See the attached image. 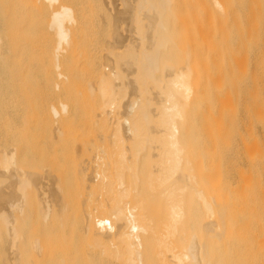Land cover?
I'll return each mask as SVG.
<instances>
[{"label": "bare ground", "instance_id": "bare-ground-1", "mask_svg": "<svg viewBox=\"0 0 264 264\" xmlns=\"http://www.w3.org/2000/svg\"><path fill=\"white\" fill-rule=\"evenodd\" d=\"M82 1L83 8L80 2H63L53 13L56 79L74 80L73 74L62 73V63L80 65L77 54L89 56L93 65L88 64V69L99 66V76L88 83L87 90L101 100L102 115H112V125L105 128L107 118L99 115L105 127L98 122L99 129L94 127L91 133L56 127L48 132L47 146L73 140L71 144L79 148L72 171L74 177H81L82 208L87 209L80 231L88 244L84 256L96 252L113 264H264V155L260 150L263 146L264 151V145L255 128L258 120L264 125V100L261 96L235 98L238 92L233 97L223 81L214 78L211 82L212 77L207 83L203 78L215 74L217 69H210L213 65L230 61L231 56L237 60L239 51L243 54L251 47L264 51V0H249L243 12L248 13L246 21L236 0H113L118 15L112 32L119 31V26L123 31L131 28L129 36L118 31L109 36L110 49L105 47L108 42L101 44L115 58L113 65L106 60L110 56L101 53L96 30L104 24L98 18L107 14L111 3L91 0L96 7L91 4L88 9ZM123 1L126 6L120 9L117 3ZM10 13H14L12 7ZM38 26L39 21L28 15L0 16V48L8 44L7 39L11 41V33ZM91 34L95 35L89 39ZM29 37L22 39L21 46L38 47L34 35ZM255 48H251L253 54ZM95 53L100 55L98 63ZM224 53L232 55L228 59ZM255 55L264 60L263 54ZM82 58L79 72L85 64ZM234 59L231 63L238 64ZM257 61L264 63L259 56ZM86 74L74 82L85 83ZM53 112L60 118L55 107ZM63 112H68L66 105ZM0 161L1 189L14 187L12 209L5 203L6 208L0 210V253L7 255L0 264H66L67 258L58 263L46 260L49 250L40 239L35 214L38 205L47 221L55 209L68 208L61 178L49 169L30 172L19 156L7 151ZM93 203L96 209L99 206V214L90 211Z\"/></svg>", "mask_w": 264, "mask_h": 264}, {"label": "rangeland", "instance_id": "rangeland-1", "mask_svg": "<svg viewBox=\"0 0 264 264\" xmlns=\"http://www.w3.org/2000/svg\"><path fill=\"white\" fill-rule=\"evenodd\" d=\"M75 1L79 5V2L81 3L82 0H59L58 2H51L48 0H0V16H4V15L16 16L17 14H18V16L28 15L30 17H35V19L39 21V26L37 27V29H35L33 31H27V32L18 31V32L13 33V34L11 33V38H10L11 41L9 42V39H7L8 41H6V42L8 44L5 42V44H7V45H3L0 48V160L2 159L3 151H7L9 153L15 154L16 156H19V158H21V161L24 162V166L30 172H34V173L37 172L36 174H38V172L40 173L44 170L46 171V169L47 170L49 169V170L53 171L56 176H59L61 178V186L63 187V189L65 191V195H63V197L67 198V199L66 198H63V199L64 200L66 199L65 201L68 202V205H69L68 208L65 207L67 209H65V211H64V209H61L60 212H58V210L60 208L55 209L52 213L51 219L47 220V221L42 218L41 211L39 210L38 205L36 208L37 211L35 213L36 217L38 219V222H39L38 225L40 226V234H41L40 239H41L42 243H45L46 248L49 250V253L47 255L46 260L50 259L54 263H58L61 258H67L66 264H113L112 260H110L107 256L100 255L96 252L94 253V255H91V256H84V254H83L84 246L88 247V244L83 242V240L80 236V231L82 229L83 223L86 221L87 213L84 212L86 207L84 206L85 207L84 211L82 208L84 203L81 202V201H83V198H82V193H83L82 191L83 190L80 192L81 185H82V183H80V182H82L81 177L78 175L76 177H74V175H76V174H74L75 169L73 168L75 166V165L73 166V163L74 164L77 163V161H78L77 158L79 159V157H80V155H78L79 153H77L79 151V148H78V151H77L76 146H75L76 149L74 148V146L72 145L73 140H70V143L57 142L51 146H47L48 132L50 130H52L53 128H56V127L65 128L70 132H76L78 134L81 132L83 133L85 131L84 134H86V131H87V133H91L90 131H92L94 129V127H95L94 130H96V127H97V129H99V126L103 127V128L106 126L105 128H107L110 125H112V123L110 122L111 121L110 116L112 117V115L108 116L109 118L103 116L102 115L103 112L101 113V111H102L101 110V105H102L101 100H99V98L96 96L93 97V95L88 92L89 90H87V88L89 87V84L92 82H95V80L98 78V76H99L98 67L99 66L98 65H97L98 67L96 66L97 67L96 70L92 68L93 71L90 70V68L88 69V67H90V65H88V64H90L92 62V60L90 59L89 56H86V53H85L86 57L84 56L85 58H82L83 56H80L77 54V56H79L77 59H79L81 61L80 58H82V60H84V63H85V64L82 63V65H83L82 71L80 70V72H79V68L81 67L80 65H81V62H83V61L79 62V60H76V62L80 63V65L73 63L74 62L73 61L72 62L73 64H71V66L72 65H74V66H72V68L73 67L75 68L77 65L78 66L75 69L74 68L72 69V68H70L71 66H69L70 63H69V65H66V62L64 61L65 60L64 59L63 61L65 64L64 63H62V64L64 65L63 68L65 67L66 70L64 69V72L62 71V73L63 74L66 73L65 75H67V73L69 72V74L70 73L73 74L72 76H73L74 80L76 79V77H78V79H76V80L79 81L80 77L82 78V76L84 74H86L88 72V70H90V72L92 71L93 74H91L89 72L90 76H89V74H86V75L88 76V79L94 78L93 79L94 81H90V80L88 81L87 76H86L85 80L87 79L86 80L87 82L85 81V83H83L84 81L83 82L82 81L81 82H78V81L74 82V80H72L71 82H68L66 80V78L63 79L64 77H62V79H63V84H62L61 83L62 79H59L58 77L57 78L59 80L56 79V76H57L56 74H58V70H57V68H55L56 64L54 65V63H56V61L54 60V56H55L54 50H55V44H56L55 43V41H56V34L55 33H57V32L52 28L53 13H54V11L59 10L61 3H63V2H67V3L73 2L74 3ZM83 1L87 2V3H85V6L89 9L88 5H90V6H91V4L94 5V3H91V2H95L96 0H92V1L91 0H83ZM89 1H91V2H89ZM97 1H96V3H97ZM100 1H101V3L103 1H106V2H108V4L109 3H111V4H109L110 10L107 12V14H105L104 17H102V18H100V17L98 18L99 22L101 23V21H104V22H102L104 24H99V22L96 21V23L99 24V25H97L96 30H97V32L99 30L100 35L97 32H96V34L99 35V38L101 37V39L99 40V42H101V43L98 42V45L99 44L103 45V43L105 44L108 42L107 45L105 44L106 45L105 47L108 46L107 48L110 49L112 40H111V37H110V39L108 37L114 36V32L118 31V28H117V30L112 32L115 29L114 27L116 26L115 17H116V15H118V10L117 9L114 10L115 4L112 5V3L114 2L113 0H110V2L107 0H99V2ZM116 1L121 2V0H115V2ZM245 1L247 2V5L244 4ZM99 2L97 5L100 4ZM124 2L125 1H123L122 5L120 3H117L118 6L117 5L116 6L117 7L121 6L120 9H123L126 6V4ZM236 2H239V4H241V7H240V5L237 3V8L239 10H241V12H242L241 17L243 20L246 21L248 18L247 17L248 13L245 12L243 14V12H244V8L251 4V1H250V4H249V0H241V3H240V1L236 0ZM96 3L94 5L95 7H96ZM81 4H82V7H81ZM81 4L79 6H80V8H83L84 3H81ZM110 5H112V6H110ZM9 7L10 8L12 7V9L14 10V13L9 14ZM243 15H244V17H243ZM103 18H104V20H103ZM98 19H96V20H98ZM128 24L130 25V27H132L131 23H128ZM128 24L125 23L124 26L125 25L129 26ZM122 27L123 26H121V28ZM121 28L119 26L118 32H120V34L123 33L122 35H126V34L128 35L130 33L131 28L128 29L129 27H127V29L129 31H127V29H125V28H124L125 31H123V28H122V30H121ZM84 32L85 31H81L79 33H81V35H82V34H84ZM86 33H88V32H86ZM104 33H106V34H104ZM29 34L34 35L35 40L37 41L36 43H37L38 47H36V45L35 46H30V45L21 46V43H23V42H21L22 39L26 40V41H28L30 39ZM103 34L105 37L103 36ZM246 34H248L250 36H251V34L253 35V33H250V34L246 33ZM8 35H9V33H8ZM88 35H90V30H89ZM92 35H95V34H91V36H89V39H90V37L92 39ZM98 35H96V36L98 37ZM27 37H29V38H27ZM99 38H97V40ZM102 40H104V41H102ZM108 40H110L111 42ZM80 45H81V47H83L82 40L80 42ZM80 45H79V48H80ZM112 45H113V43H112ZM99 46H98V51L100 49ZM103 46H102V49H100V50H102L101 53L103 52V54L107 55L108 53H105L106 48H104ZM251 48H255V47H251ZM251 48L247 49L248 52L242 51L243 54H241V51H239V53L237 54V58H238L237 60L234 59L233 56H231L232 53H231V55L229 53L228 55L231 56V60L229 61L228 59L230 58V56L228 57V56H226V53H224L225 56L228 57L227 60L229 61V63L234 62L232 60V59H234L235 62L236 63L238 62V64H239V65L238 64H236V65H238L239 67L242 66L243 68L241 67L239 69L238 66H236L235 64H232V63L229 65L227 63L228 61L225 63L223 62L222 64L218 63L216 65L218 66L220 64L221 66L220 65H219V67L216 66L217 68L215 67V65H213V67H211V68L208 67V68L212 69V71H213V69H214V71L216 69L217 70L215 71V74L212 73L213 76H211V77H209V76L204 77V76H206V75H204L203 78H204L205 82H207L209 78L213 77L211 79V82L214 78H215V81H216V79L221 80V82L223 81L222 82L223 86L226 88V86L228 85L227 86L228 89L226 88V90H228L230 92V94L233 95V97H235L236 95L239 94L238 97L236 96L235 98H241L243 96L242 99H244V98L248 99L247 98V96H248L249 98L259 99V97L261 96L262 98L260 100H262V99L264 100V90H263L264 89V86H263L264 85V82H263L264 81V63L257 61L258 56H259V60H261L263 62H264V60L260 59L261 58L260 55H255L257 53L264 55V51L260 53L259 51H257L259 48L258 49L255 48L256 52L253 54L252 51H254V50L252 49V51H251ZM82 49L83 48L80 49L82 51V52H80V54L83 55L84 52ZM88 49H90V48H88ZM122 49L124 52L125 48H122ZM120 50L121 49L119 48L118 53L120 52ZM109 51H107V52H109ZM251 52H252V54H251ZM88 53H87V55H88ZM98 53L100 54V52H98ZM95 54H97V53H95ZM99 54H97L98 56L95 55V57H97V59H96L97 63L100 61L99 60V56H100ZM244 54H246V57H247L246 61H245V59H243L245 57ZM247 54L249 56L251 55L249 57V59L254 56V58H255L254 60H256V61H253V58H251L249 60ZM90 55H92V54H90ZM108 56H110V57H107V59H106V56L103 55V57H105L104 59H106L107 62L109 60L108 63H111V65H113V61H114L113 59H115V58L113 56L111 58V55H109V54H108ZM256 56H257V58H256ZM87 57H89V59H90L89 62H87L89 60V59H87ZM103 57L100 58L102 60L101 62L106 64V61L103 59ZM109 58H111V60ZM262 58H264V57L262 56ZM85 59L87 61H85ZM241 60L243 63L242 65H240ZM251 60L255 63H253ZM239 61H240V63H239ZM250 61H251V63H253L252 65H251ZM256 62L262 63V64H259V67H257L258 63H256ZM62 64H61V66H62ZM101 64H99V65H101ZM84 65H86L85 68H84ZM91 65H93V63H91ZM261 65H263V66H261ZM220 67L223 70H220ZM68 68L70 69L69 71H67ZM83 68L84 69L87 68V70H85L87 72H85L84 74H83V72H84ZM243 70L246 72H244ZM59 71L61 72V70H59ZM218 71H221L220 73H223V74L221 75L220 73H217ZM95 72H96V74H94ZM241 72H243V73H241ZM216 73L219 74V76H217ZM79 74H80V77L78 76ZM242 75H244V76H242ZM250 75H251V77H250ZM92 76H94V77H92ZM221 76H222V78H218ZM95 77H96V79H95ZM245 77H247V78H245ZM226 79L228 82L226 81ZM65 80H66V82H68L66 84L68 86H65V83H64ZM57 82H59L61 85L58 84ZM239 82L240 83L244 82V83L240 84ZM75 83L77 85H74ZM207 83H210V80ZM224 83H226L227 85L225 86ZM69 84L72 86H70ZM82 84H84V85H82ZM85 84L86 85L88 84V85L86 86ZM235 84L238 85V88L236 87ZM254 84L257 86V88ZM78 85H80V86H78ZM239 85H241V86L243 85L245 87V89H243V92H242L244 94L240 95L239 92L242 91L241 89L244 87L241 88ZM58 86H60V88ZM81 86H82V88H81ZM84 86H86V88ZM73 88H74V91H72ZM239 88H241V89H239ZM236 89H238L239 91ZM247 89L251 90L252 93L249 92ZM246 90L248 91V93H246L247 95L244 92ZM254 91H257L256 94H254ZM236 92H238V94H236ZM250 94H252L251 95L252 97H250ZM232 95H230V96H232ZM244 95H246V96H244ZM253 95H254V97H253ZM256 95L258 96V98ZM63 105H66L68 107L67 113L63 112ZM53 107H55L60 112V114H61L60 118H58V119L55 118V115L53 112ZM263 109L264 108H262L261 110H263ZM261 112L263 113V111H261ZM94 114L96 117L93 118ZM99 115H100V117L102 115L103 118L104 117L107 118V121L106 122L104 121L105 122L104 123L102 121L103 118L101 120ZM96 118L99 121H97ZM108 119H110V120H108ZM108 121L110 123H108ZM94 122H96L97 124L95 125ZM98 122L100 123L99 126H98V124H99ZM101 122H103L104 125L105 124H107V125L101 126L102 125ZM258 122H259V120L256 121V124L258 125V127L255 126V128H256L258 135L260 136L262 143L264 145V142H263L264 141L263 140L264 135L261 136L262 134H264V130H263L264 125L261 126L263 123H260V122L258 123ZM108 124H110V125H108ZM84 134H81V135H84ZM262 137H263V139H262ZM76 144L77 143L75 142L74 145H76ZM262 148H263V146L260 148V150H261V153L263 152V155H264V151H262L263 150ZM74 159H76L75 162H74ZM35 163L38 165H36ZM72 169H74L73 170L74 172L72 171ZM77 178H78V181L80 178L79 182L77 181ZM79 183H80V185H79ZM13 188L14 187H12V185H11L10 189H1V187H0V210L6 208L5 203H8V204L10 203L11 209H12V206L14 203V189ZM37 193H38V189H35V200H36V202H38V199H37L38 194ZM95 204H97V203H95ZM95 204L93 203V206H90L89 209H90V211H93V210L95 211V213H94V211L92 212L93 214H99L98 211H100V208L98 206L99 210H98V208L96 209L95 207H97V206L94 207ZM7 207L10 208L9 206H7ZM62 210H63V212H62ZM96 210L98 213L96 212ZM92 213L90 215H92ZM43 249H44V258H45V247L44 246H43ZM3 257H7V255L5 253H0V260ZM43 261H42V263H43Z\"/></svg>", "mask_w": 264, "mask_h": 264}]
</instances>
